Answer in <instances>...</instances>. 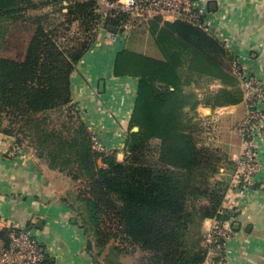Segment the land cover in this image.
Masks as SVG:
<instances>
[{
  "label": "trees",
  "instance_id": "obj_1",
  "mask_svg": "<svg viewBox=\"0 0 264 264\" xmlns=\"http://www.w3.org/2000/svg\"><path fill=\"white\" fill-rule=\"evenodd\" d=\"M63 1L0 0V25L23 20L28 10L48 4L67 9L68 21L79 20V28L100 18L95 0L72 1L67 7ZM129 19L112 10L102 26L107 33L121 34ZM148 25L162 59L133 49L130 37L113 63L115 78L138 80L123 161L95 152L83 118L66 133L46 124L47 113L77 105L73 76L97 38L63 47L56 31L39 20L22 62L0 56V118L6 113L12 124L33 137L37 157L51 170L86 182V194L80 198L84 207L75 211L85 233L92 231L98 254L121 234L145 253L147 264H204L207 249L191 240V229L197 219H229L226 201L237 165L199 145L196 125L187 114L196 112L199 101L187 88L203 78L229 84L236 57L221 40L191 23L153 19ZM155 140L160 144L153 161L149 154ZM99 157L102 168L96 165ZM111 215L119 223L114 232L105 226L104 217ZM8 233L0 231L5 244ZM44 264L51 260L46 257Z\"/></svg>",
  "mask_w": 264,
  "mask_h": 264
},
{
  "label": "crops",
  "instance_id": "obj_2",
  "mask_svg": "<svg viewBox=\"0 0 264 264\" xmlns=\"http://www.w3.org/2000/svg\"><path fill=\"white\" fill-rule=\"evenodd\" d=\"M66 1H63L64 6L68 5ZM203 1L216 35L213 36L221 40L230 53H240L244 58L243 68L264 83V0ZM62 12L66 13L67 9L63 8ZM102 28V35L95 44H101L103 36L106 38ZM100 46L98 54L91 49L79 64L77 70L80 72L73 76V93L93 135L102 139V144L117 153L119 161H123L138 80L112 75L115 56L125 43L117 41ZM231 74L235 80L233 85L208 79L207 86L195 84L191 87L199 101L196 109L198 120L204 124H209V121L217 123L212 141L237 165L243 146L239 124L246 117L247 106L239 78L234 70ZM97 76L100 79L98 94L95 95L86 87V82ZM101 81L105 84L103 92L100 91ZM81 93L85 96L82 97ZM0 140L3 141L0 146V231L8 230L10 224L33 228L40 236L41 246L51 264H112L109 257L113 252L109 248L97 261L93 258L94 254L89 250L90 240L81 227L75 207L65 199L62 175L49 169L26 148L19 157L12 158L8 154L9 148L18 143L17 140L1 134ZM259 151L263 171L254 177L255 193L244 197L233 189L226 201L228 213L236 215V235L227 246V264H264V141L259 142ZM232 184L233 179V187ZM214 221L208 219L203 222L205 237ZM4 245L0 240V252ZM116 261V264H127V260L121 257Z\"/></svg>",
  "mask_w": 264,
  "mask_h": 264
},
{
  "label": "rangeland",
  "instance_id": "obj_3",
  "mask_svg": "<svg viewBox=\"0 0 264 264\" xmlns=\"http://www.w3.org/2000/svg\"><path fill=\"white\" fill-rule=\"evenodd\" d=\"M67 2H68V5L72 3V1L70 0H67ZM38 4H41V2L38 1ZM68 5H65V6L67 7ZM97 8H98V13L100 12L99 20L97 22H88L87 25L82 28H79L78 22H69L67 20L68 13L67 12L63 13L61 11L60 6L48 4L47 6L41 7L37 10H28L25 13V17L23 20H22V17H23L22 16L17 21L5 23L4 25H0V56L6 59L22 62L25 59L29 42L37 30V22L39 20H41L43 24L46 25L47 30L54 29L56 31L55 36L58 37L57 40L61 43L63 47H68V45L70 47L72 45H75V43L80 44L81 42L83 43L87 40L92 41L95 38L99 39V36L102 35L101 27L103 25V22L106 16L103 12L104 11L103 9H105L104 7H100L97 5ZM150 21L151 20L130 18L129 22H127L126 25L123 27V29L127 27L125 28L126 29L125 45H127L128 39L132 37L133 38L132 39L133 49H135L136 51L140 53H144L146 55L154 56L159 59H162L161 54L156 52L154 44H153V40L151 39V36L148 31V26H149L148 24ZM161 22L163 21L161 20ZM102 29H104V33H105L106 32L105 27ZM106 35L107 34L105 33V36ZM101 44L111 45L114 43L111 40L106 39L103 36ZM101 44H94L92 47V52H96L98 54L99 51H101V47H102L100 46ZM77 72L79 73L80 71L77 70ZM99 79L100 78L98 76L96 77V79H92L91 77L86 82V87L88 86V88L93 90L95 95L98 94ZM206 80L208 79L200 80L199 83L196 85L199 86L201 84V86H204V85L207 86ZM238 81H239L240 90H242L241 82L239 79ZM236 83H237V80H236ZM229 84H232V85L235 84V80L230 79ZM86 87H85V90H86ZM187 92L191 94H195L192 91V87L190 86L187 88ZM241 92L243 94V91ZM82 93H81V96H82ZM74 99L75 101L77 100L75 95H74ZM47 114L48 115H46V118H45L46 124L49 125L51 129L55 128V129L61 130L64 133L68 132V130L71 129L72 127L74 126L76 127L78 125V119L84 117L83 109L78 105H74V107L71 110L69 108H64L63 110L51 111ZM187 114L192 124L196 125V131H197L196 136H197L199 145L215 150L219 154L220 153L225 154L228 158H230V156L225 152V150L223 151L221 148L217 147V144L215 145V143H213L214 141H212L213 137L215 136L214 127L215 125H217V123L216 122L212 123L211 121H209V124L207 123L204 124L203 121L198 120L199 117L195 111L187 110ZM11 120H13V118L8 116L6 113L2 114L0 118L1 136H4L3 134L4 130L5 131L11 130L13 134L7 137L15 138L18 142L17 143L18 145H20L22 148H26L30 150L37 156L38 153L36 151V147H34V145L32 144L34 141L33 137H30L27 133L22 132L20 130V125L15 124V123L12 124ZM40 122L42 123V119ZM242 122L239 124L240 126ZM240 126H239V129H240ZM127 134L129 135V132ZM94 137L95 136L93 135V132H92L93 145H94V140H93ZM36 140H37V137H36ZM159 144L160 143L157 140L151 143V147H150L151 152L149 154V157L153 161L157 160ZM114 156H116L118 159L117 153L114 152ZM95 161H96V165L98 168L104 167L103 158L101 157L96 158ZM40 162L43 163L44 165H47V163L41 159H40ZM53 171H57L63 177V187L66 192L65 199L67 201H70L75 207V209L80 208V207L82 209V207H84V204H82V201H80V198H82L83 195L86 194V191H87L86 182H84L83 180H74L72 176L69 175L68 172H60L58 170H53ZM223 171L224 170H222V172ZM76 215L78 218L80 217V215L78 214ZM228 216H229V219L227 220V222L230 219H232L235 223L236 215L228 213ZM104 220L106 224L105 226L108 228H111L114 232L119 224L118 220H116V217L114 215L106 216L104 217ZM199 221L200 220L197 219L196 223L192 226L191 240L193 242H196V244H199L201 247L203 246V248L207 249L208 256H207L206 261H209L210 264H217V262H224L226 264L228 257H227V253L225 252L227 251V249L221 246L217 248L212 242L214 224L212 225L211 229L208 231V234L205 237L203 233V222L204 221H200V222ZM36 236H37L39 243L43 246V242L41 241L40 236L37 235V231H36ZM87 237L90 240L89 242L91 246V252L94 254L93 258L97 261L99 256L101 257V255L98 254L100 249L97 246H95L96 242H95V238L91 230L87 234ZM217 244L222 245L223 242L220 240ZM106 245L107 246L104 248L103 252L107 248H109L111 252H113V254H111L109 257V260L110 262H112V264H116L115 263L117 262L116 260H118L120 257L121 259L123 258L127 260L126 261L127 264H147L145 260L146 258L145 253L142 252L138 246L132 244L127 238H125L121 234H119L115 239H111ZM115 254H116V257H115ZM205 264H207V262Z\"/></svg>",
  "mask_w": 264,
  "mask_h": 264
},
{
  "label": "built area",
  "instance_id": "obj_4",
  "mask_svg": "<svg viewBox=\"0 0 264 264\" xmlns=\"http://www.w3.org/2000/svg\"><path fill=\"white\" fill-rule=\"evenodd\" d=\"M70 1L85 3L91 0ZM95 1L98 6L106 9H103L105 16L112 10H116L134 19H160L163 22H188L202 28L210 35L216 36L207 17V11L205 10L206 3L203 0ZM65 3L67 4V1ZM105 33L107 34L106 39L111 40L113 43L117 41L125 43L126 29L121 34ZM234 54L237 56L233 63V70L241 82L243 97L247 106V114L240 126L243 146L241 156L237 162V169L232 178V188L238 194L248 197L255 193L253 190L254 177L263 171L260 160L259 142L264 140V83L261 79L248 74L243 68L242 62L244 58L240 53ZM95 137L93 138V149L95 152L105 157L113 156L114 151L104 146L99 141L100 139ZM2 143L3 141L0 140V146ZM22 152L23 148L15 143L9 148L8 154L12 158H17ZM7 229L9 231L8 242L0 252V264H44L46 254L33 228L10 224ZM235 235L234 221L232 219L228 222L214 221L212 242L217 248L221 246L227 249V246L235 239ZM220 240L223 242L222 245L217 244ZM217 264L225 263L217 262Z\"/></svg>",
  "mask_w": 264,
  "mask_h": 264
},
{
  "label": "water",
  "instance_id": "obj_5",
  "mask_svg": "<svg viewBox=\"0 0 264 264\" xmlns=\"http://www.w3.org/2000/svg\"><path fill=\"white\" fill-rule=\"evenodd\" d=\"M213 6H214V4H213ZM213 6H212V7H213ZM104 85H105V84H104V81H101V82H100V91H101V92L104 91ZM133 131L137 132V131H139V128L136 127V128H134ZM236 229H238V225H236Z\"/></svg>",
  "mask_w": 264,
  "mask_h": 264
}]
</instances>
